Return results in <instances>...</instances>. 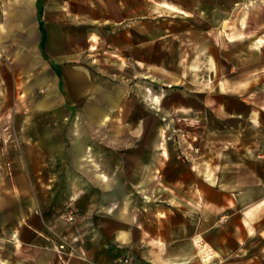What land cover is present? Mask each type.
<instances>
[{
	"label": "crops",
	"instance_id": "crops-1",
	"mask_svg": "<svg viewBox=\"0 0 264 264\" xmlns=\"http://www.w3.org/2000/svg\"><path fill=\"white\" fill-rule=\"evenodd\" d=\"M246 1L0 0V51L5 36L17 44L10 76L0 67V104L14 101L0 106V264L194 262L196 235L213 247V264H264V13L248 15L247 42L241 27L225 28L228 5ZM69 17L81 40L110 33L120 84L138 73L157 85L147 88L155 126L134 124L124 157L99 148L92 167L88 145L69 147L64 77L46 56L63 62L80 41ZM218 21L229 41L219 45ZM98 94L120 107L126 87ZM89 108L107 118L105 106Z\"/></svg>",
	"mask_w": 264,
	"mask_h": 264
},
{
	"label": "rangeland",
	"instance_id": "rangeland-1",
	"mask_svg": "<svg viewBox=\"0 0 264 264\" xmlns=\"http://www.w3.org/2000/svg\"><path fill=\"white\" fill-rule=\"evenodd\" d=\"M263 2L264 0H258L256 2L248 0L245 4L234 3L232 5H228V15H230V21L228 25H226L227 23L225 24V28L234 31L239 26L241 27V30L244 29L246 33L245 38H243L245 41L242 39L243 42H247L249 38L253 39L254 36L252 37L251 32V30H253V21L248 15H258L260 13H264ZM217 8H220V5H217ZM196 12L197 15H204L199 8ZM216 12L217 15H226L219 9H217ZM238 14L244 15V24H239L237 22L236 15ZM70 17L68 32L70 36L75 38V41H80L78 43L72 42L68 45L69 52L63 62H60L59 56L51 57L49 53H46V56L47 58H51L52 63L56 65L64 77V83L61 86V91L66 97L69 110V118L67 121L69 147H77L82 144L86 146L88 145V148H90L89 154L91 156H85V163H89L90 167H92L93 164L90 163L93 161L91 159L92 157H97L99 155V148L102 156L114 153L118 158L124 157L125 151L120 147L122 144L131 141L132 134L129 129H131L134 124L147 123V127L149 129L155 126L156 109L155 105L151 103V100L147 98V88H151V92L156 94L157 85L156 82L152 81L150 78H145L138 73L128 75L129 78L133 75H135V77L128 79L124 85L123 83L120 84V81H118L116 77H118L117 75L123 77L124 72L123 70H117L114 67L115 63L113 61H115V57L108 52L111 45L105 42V39H107L106 37H108L110 33H107V36H102L100 33L102 31L95 30L94 35L90 38V40H81L84 28L76 26V20ZM220 30L222 29H220V21H218L213 27V37L218 45L222 43V38L224 43H227L228 41H226V37H219ZM4 38V45L8 50H5L4 52L0 51V67H4V75L9 77L10 73L7 65H10L11 62H14L15 60L14 48H16L17 44L14 40L16 36H5ZM195 38L198 44H204V35L196 33ZM123 79L124 78H122V80ZM14 85L15 84L13 83L12 87H9L13 90ZM116 85L123 89L126 87L125 103L120 107L106 104L105 98L100 97L98 94L99 87L103 90L113 92ZM13 94L14 92L11 96L15 99V94ZM6 95L3 96V94H1L4 98L3 100L5 101H7V99H5L7 98ZM13 102L14 101L8 102V104L4 102L1 103L0 106L13 108ZM93 104H97V106H105L106 111L108 112L107 118L103 119L102 117L94 116L92 110L89 108L92 107ZM21 106L24 107V103H22ZM8 118L11 117L8 116ZM170 118L168 117L166 123L170 122ZM6 122L9 123L10 121ZM141 136L143 140H156V132L153 131H145L141 134ZM111 145H116V147ZM85 167L90 168L88 164H86ZM68 211H72L75 215L74 210L68 209L61 211L60 215ZM214 258L211 264L214 263ZM191 263H200L198 253L197 259Z\"/></svg>",
	"mask_w": 264,
	"mask_h": 264
},
{
	"label": "built area",
	"instance_id": "built-area-1",
	"mask_svg": "<svg viewBox=\"0 0 264 264\" xmlns=\"http://www.w3.org/2000/svg\"><path fill=\"white\" fill-rule=\"evenodd\" d=\"M61 216L68 222H73L75 220V215L73 214L72 211L64 212L61 214ZM194 245L196 247L200 263L198 264H211L214 255H213V249L209 245V243L200 235H196L194 237ZM61 247H64V245H60ZM129 263V257L120 255L117 256L114 260V264H128ZM136 264H149V263H136ZM180 264H193L190 261H186L184 263Z\"/></svg>",
	"mask_w": 264,
	"mask_h": 264
}]
</instances>
